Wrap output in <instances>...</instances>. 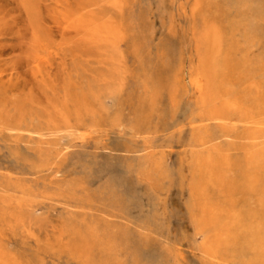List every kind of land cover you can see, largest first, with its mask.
I'll list each match as a JSON object with an SVG mask.
<instances>
[{
	"label": "rangeland",
	"instance_id": "rangeland-1",
	"mask_svg": "<svg viewBox=\"0 0 264 264\" xmlns=\"http://www.w3.org/2000/svg\"><path fill=\"white\" fill-rule=\"evenodd\" d=\"M113 2L0 0V264H254L247 226L264 225V175L254 171L262 178L253 191L242 169L255 125L192 128L190 119L201 114L194 86L201 74L220 90L217 109L242 100L241 108L264 113V0ZM90 16L115 22V44L87 41L88 31L73 27ZM112 56L122 73L114 89H100ZM59 110L70 117L67 128L32 130L33 117ZM206 157L211 170L202 167ZM205 198L233 206L245 226L217 255L204 252Z\"/></svg>",
	"mask_w": 264,
	"mask_h": 264
},
{
	"label": "bare ground",
	"instance_id": "bare-ground-1",
	"mask_svg": "<svg viewBox=\"0 0 264 264\" xmlns=\"http://www.w3.org/2000/svg\"><path fill=\"white\" fill-rule=\"evenodd\" d=\"M23 1H26L27 2V0H23ZM113 5L114 6H119V5H121V0H114V2H113ZM27 8V7H26ZM203 8H204V6H203ZM251 12V11H250ZM206 13V12H205ZM205 13H204V15H205ZM257 14V13H256ZM243 17H245V16H243ZM209 18V17H208ZM196 21V20H195ZM205 21V20H204ZM207 21V20H206ZM79 27H78V26ZM77 25H74L73 27L77 30V29H80V28H82V27H84V29L85 30H87L88 31V34H89V36L88 37H86V40L87 41H92V43H95V44H101V43H104V42H107V43H109V44H115V42H116V40H117V38L119 37V32H118V28H117V25L115 24V22H110V23H108V22H102L100 19H98V18H95V17H93V16H90V18H86L85 20H81V22H77ZM230 25V24H229ZM67 26V25H66ZM69 27V26H68ZM198 28V27H197ZM61 29V28H60ZM199 29V28H198ZM204 29V28H203ZM65 30V29H64ZM79 31V30H78ZM208 31H210L209 29H208ZM236 31V30H235ZM66 32V31H65ZM64 32V33H65ZM203 32H205V30L203 31ZM202 32V33H203ZM207 32V31H206ZM231 32H232V30H231ZM212 33H213V31H212ZM209 34H210V32H209ZM84 35V34H83ZM87 35V34H86ZM204 35V34H203ZM211 35V34H210ZM217 36H218V34H217ZM211 38H213L214 39V37L212 36V37H210V39ZM215 38H216V35H215ZM218 38V37H217ZM232 38V37H231ZM206 39V38H205ZM251 39V38H250ZM207 40V39H206ZM218 40V39H217ZM217 40H215V41H217ZM240 40V39H239ZM198 41H199V38H198ZM211 41V40H210ZM213 41V40H212ZM211 41V42H212ZM235 42H237L236 40H234ZM234 41H232V42H234ZM202 41L200 40V43H201ZM235 42L234 43H232L233 45L235 44ZM239 42V41H238ZM204 43V42H203ZM205 43H207V41L205 42ZM204 43V44H205ZM210 43V42H209ZM240 43V42H239ZM211 44V43H210ZM215 44H216V42H215ZM224 44V43H223ZM230 44H231V41H230ZM241 44V43H240ZM233 45H231L232 46V48H233ZM238 45V44H237ZM215 46V45H214ZM230 45H229V48L231 47ZM210 47V46H209ZM205 49L207 48V45L204 47ZM227 48H228V46H227ZM194 49V48H193ZM203 49V48H202ZM212 49V48H211ZM238 49V48H237ZM255 49V48H254ZM184 50V49H183ZM204 50V49H203ZM207 50V49H206ZM212 50H214V49H212ZM231 50V49H230ZM182 51V50H181ZM195 51V50H194ZM207 51H209V49L207 50ZM217 52L218 53V50H214V52ZM232 51V50H231ZM243 51V50H242ZM206 52V51H205ZM213 52V53H214ZM238 52L240 53V51L238 50ZM243 52H246V50L245 51H243ZM242 52V53H243ZM248 52V51H247ZM191 53V52H190ZM206 53H208V52H206ZM210 53V52H209ZM212 53V54H213ZM232 53H234L233 51H232ZM235 53H236V48H235ZM241 54V53H240ZM244 54V53H243ZM240 55L241 56V58H242V56H246V55ZM246 54V53H245ZM248 54V53H247ZM197 55V54H196ZM215 55V57H216V55L217 54H213L212 56H211V59H214L213 58V56ZM183 56V55H182ZM209 56V55H208ZM234 56V55H233ZM237 56V55H236ZM109 57H110V55H109ZM219 57H220V55H219ZM238 57V56H237ZM236 57V58H237ZM247 57V56H246ZM251 57V56H250ZM116 58L117 57H114V56H112L109 60L110 61H107V60H104L105 61V65H104V70H105V73H104V75L106 76L105 77V79H104V83H103V85H104V87H101L100 89H103V88H105V89H114L113 88V86H112V84L115 82L114 81V76L115 75H118V74H121L122 73V71H121V67L119 66V62L118 61H116ZM192 58H193V56H192ZM221 58V57H220ZM232 58V57H231ZM236 58H234L235 59V61H237L238 59H236ZM256 58V57H255ZM211 59H209V60H211ZM205 60V59H204ZM231 60V59H230ZM241 60V59H240ZM252 60V59H251ZM232 61V60H231ZM234 61V62H235ZM253 61H256V60H253ZM252 61V62H253ZM211 62H212V60H211ZM233 62V63H234ZM238 62V61H237ZM207 63V62H206ZM232 63V62H231ZM240 63V62H239ZM238 63V64H239ZM216 65V64H215ZM246 65V64H245ZM244 65V66H245ZM253 65V64H252ZM259 65V64H258ZM241 66V65H240ZM243 67V66H242ZM242 67H241V69H242ZM249 68H250V66H249ZM216 69V68H215ZM240 69V68H239ZM238 69V70H239ZM203 70V69H202ZM236 70V69H235ZM220 71V70H219ZM243 71V70H242ZM248 71V70H247ZM247 71H245V72H247ZM253 71H255V70H253ZM244 72V71H243ZM249 73H251V71H248ZM256 72V71H255ZM255 72H254V74H255ZM141 73V72H140ZM145 73H147V72H145ZM239 73V72H238ZM248 73V74H249ZM258 73V72H257ZM183 74V73H182ZM199 74V73H198ZM235 74V73H234ZM241 74V73H240ZM243 75H244V73H242ZM252 74V73H251ZM147 75V74H146ZM176 75H177V73H176ZM179 75V74H178ZM195 75V74H194ZM222 75V74H221ZM113 77V78H110V77ZM216 76V75H215ZM255 76V75H254ZM217 77V76H216ZM239 77V76H238ZM244 77V76H243ZM108 78L110 79V80H108ZM178 78V77H177ZM193 78V77H192ZM212 78H214L213 76H212ZM211 78V79H212ZM218 78V77H217ZM132 79H134V78H132ZM136 79V78H135ZM180 79V78H179ZM191 79V78H190ZM248 79V78H247ZM253 79V78H252ZM181 80V79H180ZM192 80V79H191ZM215 80V79H214ZM222 80V79H221ZM95 81V80H94ZM224 81V80H223ZM244 81V80H243ZM225 82V81H224ZM246 82H247V80H246ZM256 82V81H255ZM95 83H96V81H95ZM145 83V82H144ZM249 83V82H248ZM177 84V83H176ZM218 84H220V83H218ZM243 84V83H242ZM147 85V84H146ZM149 85V84H148ZM241 85V84H240ZM246 85V84H245ZM248 85V84H247ZM247 85H246V88H248L247 87ZM255 85H256V83H255ZM194 86H195V90H197L198 91V100H199V105L198 106H201V109H200V111H201V114L198 116V117H196V118H193V119H190V122H191V124H193L192 125V128H198V127H206V126H209L210 125V122H222V123H226V122H234L235 124H238V123H243L244 124V126H246V125H255V126H253V127H255V130L258 128V130H256L257 132H254L253 131V133H249V135H248V138H247V145H249V147L247 148V153H248V155L246 154L245 156H246V158H245V160H244V162H243V164H244V166H243V168L244 167H246V168H244V169H242L243 170V172H242V180H244V185H246V188H249L250 190H253V191H257V187H258V184L261 182V180H260V178H262V177H258V176H256L255 174H254V171L256 172V171H260V175L262 174V175H264V134L261 132V130H263L264 129V120H259L258 119V115H261V116H263L264 115V113L262 112L261 113V111H259V112H257V113H254V112H256V111H252V110H245V109H243V108H241L240 106V104H243V101L242 100H240L241 102H239L240 104H238L237 102H234V101H228V100H224V103L222 104L223 106H220V107H222L221 109L219 108V109H217L218 108V106H216V105H218L219 104V102H218V99H219V92L218 91H220V90H218V91H216V90H214V89H212V83L210 82V81H208V82H205V80H204V77H203V75L201 74V75H197L196 77H195V79H194ZM216 86V85H215ZM218 86V85H217ZM242 86V85H241ZM260 86V85H259ZM151 87V86H150ZM176 87H178V86H176ZM244 87V86H243ZM250 87V86H249ZM253 87H254V85H253ZM255 87H257V85L255 86ZM254 87V88H255ZM174 88H175V86H174ZM227 88V87H226ZM259 88V87H258ZM257 88V89H258ZM219 89V88H218ZM241 89H243L244 90V88H241ZM257 89H256V91H257ZM144 90V89H143ZM150 90V89H149ZM175 90V89H174ZM173 90V91H174ZM178 90V89H177ZM222 91V90H221ZM247 91V90H246ZM245 91V92H246ZM95 92L98 94V92H99V86L97 87V89H95ZM176 92V91H175ZM244 92V93H245ZM248 92V91H247ZM250 92H251V90H249V94H250ZM252 92H253V90H252ZM145 93V92H144ZM227 93V92H226ZM248 93H246V97H248ZM260 93V92H259ZM93 94V93H92ZM172 94V93H171ZM176 94H177V92H176ZM228 94V93H227ZM255 94V93H254ZM95 95V94H94ZM145 95V94H144ZM229 95V94H228ZM230 97H231V95H229ZM244 96V97H245ZM256 96V95H255ZM261 96V95H260ZM145 97V96H144ZM172 97V96H171ZM175 97V96H174ZM173 97V98H174ZM228 97V96H227ZM235 97V96H234ZM243 97V96H242ZM172 98V99H173ZM222 98V97H221ZM236 98V97H235ZM234 98V99H235ZM170 99V98H169ZM229 99V98H228ZM233 98H232V100H234ZM240 99V98H239ZM220 100V99H219ZM244 100V99H243ZM258 100H259V98H258ZM149 101V100H148ZM175 101H176V99H175ZM175 101H173L172 100V102H175ZM238 101V100H237ZM143 103V102H142ZM148 103H150V102H148ZM216 103H218V104H216ZM245 103H247V102H245ZM260 103V102H259ZM258 102H256V104H259ZM52 104V103H51ZM254 104V103H253ZM144 105V104H143ZM216 106V109H215V106ZM240 105V106H239ZM259 105H262V104H259ZM243 106V105H242ZM256 106V105H255ZM258 106V105H257ZM262 106H264V103H263V105ZM249 107H250V105H249ZM254 108V107H253ZM260 108H264V107H260ZM47 109V108H46ZM255 109V108H254ZM257 109V108H256ZM49 110V109H48ZM74 111H75V109H73ZM245 110V111H244ZM263 110V109H262ZM49 114V115H48ZM69 114V113H68ZM92 114H94V113H92ZM258 114V115H257ZM81 115V114H80ZM144 115V114H143ZM261 119V118H260ZM121 120V119H120ZM32 121L34 122V124L32 125V127H33V131L34 132H38V133H44V132H52V131H54V133H55V131H62V130H64V128H67V127H64V126H68V124H70V117L69 116H67V114H66V112H64V111H61V110H59V112L57 113V115L56 116H54V115H52V114H50V113H48L47 112V117L45 118V119H43V118H40V117H33V119H32ZM32 122V123H33ZM125 122V121H124ZM31 123V122H30ZM195 123H199V125H196ZM39 126V127H37V126ZM233 126H235L236 127V125H233ZM15 127V126H14ZM130 127V126H129ZM257 127V128H256ZM15 129V128H14ZM234 129V128H233ZM239 129V128H238ZM254 129V128H253ZM29 130V129H28ZM78 130V129H77ZM230 130V129H229ZM234 130H236L237 131V129L235 128ZM23 131V130H22ZM67 131V130H66ZM241 131V130H240ZM64 132V131H63ZM76 132V131H75ZM194 132V131H193ZM26 133V132H25ZM30 133V132H29ZM83 133V132H82ZM240 133V132H239ZM237 134L236 136H239L240 134ZM56 134H57V132H56ZM86 134V133H85ZM37 135V134H36ZM51 135V134H50ZM54 134H52V136H53ZM77 135V134H76ZM226 136H229L228 134H225ZM39 136V135H38ZM56 136V135H55ZM243 136V135H242ZM33 137V136H32ZM40 137V136H39ZM48 137V136H47ZM50 137V136H49ZM54 137V136H53ZM201 137V136H200ZM239 137H241V136H239ZM52 138V137H51ZM230 138V137H229ZM40 139H41V137H40ZM203 140V142H204V144H206L207 142L203 139V138H199L198 139V141L199 140ZM32 140V139H31ZM52 139H50V141H51ZM33 141V140H32ZM41 141H43V140H41ZM197 141V142H198ZM214 142V141H213ZM47 144H48V140H47V142H46ZM243 143V142H242ZM39 144V143H38ZM36 145H37V143H36ZM40 145V144H39ZM44 146V145H43ZM52 146V145H51ZM203 154V153H202ZM147 155V154H146ZM148 156V155H147ZM147 156H146V158H147ZM150 156H152V155H150ZM52 157H54V156H52ZM149 157V156H148ZM213 157V156H212ZM150 158V157H149ZM203 158H205V157H203ZM207 158V157H206ZM145 159V158H144ZM152 160V159H151ZM151 160H148V162L149 161H151ZM193 160V159H192ZM211 160H213V159H211L210 157L209 158H207L206 159V161H205V164H203L202 165V167L203 166H205V167H207L209 170H211L210 168H209V164H212V162L213 161H211ZM228 160V159H227ZM129 162V161H128ZM128 162H127V164H128ZM155 162V161H154ZM130 163V162H129ZM156 163V162H155ZM197 163V162H196ZM195 163V164H196ZM131 164V163H130ZM133 164V163H132ZM193 164V163H192ZM222 164V163H221ZM220 164V165H221ZM153 165V164H152ZM151 165V166H152ZM162 165V164H161ZM213 165V164H212ZM222 165H224V168L226 169L227 167L225 166V164H222ZM246 165V166H245ZM149 166V165H148ZM196 166H198V165H196ZM134 167V166H133ZM150 167V166H149ZM164 168L166 167L167 168V166H163ZM199 167V166H198ZM155 168V167H154ZM157 168V167H156ZM155 168V169H156ZM196 168V167H195ZM228 168H229V166H228ZM149 169V168H148ZM151 169V168H150ZM158 169V168H157ZM213 169V171H214V168H212ZM217 169V168H216ZM220 169H223L222 167L220 168ZM220 169H219V167H218V171L220 172ZM236 169V168H235ZM154 170V169H153ZM199 170H200V168H199ZM207 171L208 172V175H209V172L210 171ZM230 170V169H229ZM143 171V170H142ZM145 171V170H144ZM144 171L142 172V173H144ZM147 171V170H146ZM155 171V170H154ZM192 171H197V170H192ZM216 171V170H215ZM228 171V170H227ZM226 171V172H227ZM159 172L160 171H158V174H159ZM217 172V171H216ZM222 172V171H221ZM140 173V172H139ZM148 173V172H147ZM194 173V172H193ZM200 172H197L196 174L198 175ZM211 173V172H210ZM60 174V173H59ZM195 174V173H194ZM193 174V175H194ZM202 174V173H201ZM203 174H204V171H203ZM202 174V175H203ZM231 174V173H230ZM236 174H237V172H236ZM152 175H154V174H152ZM161 174H159L158 176H160ZM196 175V176H197ZM205 175V174H204ZM215 178H219L218 176H219V174H216L215 173ZM221 175V174H220ZM233 175V174H232ZM222 176V175H221ZM157 177V176H156ZM198 177V176H197ZM223 177V176H222ZM235 177V176H234ZM162 178V177H161ZM165 178V177H164ZM192 178H195V177H192ZM200 178H202L201 176L199 177V179ZM205 178V177H204ZM203 178V179H204ZM214 178V179H215ZM226 178V177H225ZM157 179V178H156ZM163 179V178H162ZM162 179H161V181H162ZM239 179V178H238ZM240 179H241V177H240ZM158 180V179H157ZM207 180V179H206ZM208 180L211 182V183H213V182H215L214 180H213V175L212 176H210L209 175V178H208ZM215 180H217V179H215ZM226 180L227 179H225V182H226ZM229 180V179H228ZM235 180H236V178H235ZM193 181H194V179H193ZM231 181V180H230ZM230 181H229V183H230ZM240 181V180H239ZM239 181H238V185H239ZM191 182V181H190ZM195 182H196V180H195ZM201 182V181H200ZM204 182V181H203ZM236 182V181H235ZM194 183V182H193ZM197 183L199 184V181L198 182H196V184L194 185V186H196L197 185ZM209 183V182H208ZM228 183V182H227ZM158 184V183H157ZM8 185V184H7ZM10 185V184H9ZM8 185V186H9ZM18 184H16V186H17ZM206 185V184H205ZM213 185H214V183H213ZM212 185V186H213ZM217 185V184H216ZM221 185H222V183H221ZM221 185H220V187H221ZM1 186H3V185H1ZM11 186V185H10ZM9 186V187H10ZM19 186V185H18ZM55 186H56V184H55ZM156 186V185H155ZM158 186V185H157ZM208 186H210V185H208ZM223 187H224V185H222ZM230 186H232V185H230ZM229 186V187H230ZM7 187V186H6ZM160 187V186H159ZM191 187V186H190ZM197 187V186H196ZM211 187V186H210ZM214 187V186H213ZM213 187H211L212 189H214ZM241 187V189H242V186H240ZM13 188V187H12ZM15 188V187H14ZM33 188V187H32ZM32 188H31V190H32ZM227 188V187H226ZM234 188H235V184H234ZM233 188V189H234ZM8 189V188H7ZM47 189V188H46ZM223 189H225V188H223ZM223 189H222V191H223ZM261 189V188H260ZM13 190H16V189H13ZM48 190V189H47ZM210 190V189H209ZM259 190V189H258ZM262 190V189H261ZM11 191V190H10ZM17 191H19L18 190V188H17ZM37 191V190H36ZM157 191V190H156ZM215 191V190H214ZM220 191V190H219ZM226 191V190H225ZM228 191V190H227ZM240 191V190H239ZM243 191V190H242ZM263 191V190H262ZM22 192V191H21ZM33 192H35V191H33ZM32 192V193H33ZM38 192V191H37ZM39 192H40V190H39ZM42 192H43V190H42ZM59 192V191H58ZM205 192V191H204ZM261 192V191H260ZM31 193V195H33ZM36 193V192H35ZM45 193V192H44ZM60 193H61V191H60ZM202 193V192H201ZM211 193H213V192H211ZM214 193H216V192H214ZM223 193V192H222ZM225 193V192H224ZM30 194V193H29ZM42 194V193H41ZM203 194V193H202ZM210 194V193H209ZM235 194V193H234ZM247 194V193H246ZM250 194V193H249ZM21 195H23V192H22V194ZM30 195V196H31ZM43 195V194H42ZM228 195V194H227ZM230 195H232V194H230ZM248 195V194H247ZM253 195V194H252ZM251 195V196H252ZM262 195V194H261ZM29 196V197H30ZM197 196H199L198 194H197ZM204 196V195H203ZM243 196H245V197H247L246 195H243ZM242 196V197H243ZM251 196L249 195V197L251 198ZM254 196V195H253ZM252 196V198H254ZM28 197V196H27ZM207 197H209V196H207ZM213 197V196H212ZM216 197H217V195H216ZM23 198V197H22ZM46 199H48V200H54V198L52 197V196H47V197H45ZM223 198V197H222ZM227 198H228V196H227ZM248 198V197H247ZM256 198H260V197H256ZM206 199V202H204V204H203V215H204V218H205V224L203 225L205 228L204 229H206L205 231H207V234H206V242H205V249H204V252L206 253V254H212V255H217V253H218V250L223 246H231L232 244H236L237 243V240H239L237 237H239L238 236V233H237V230L238 229H240V228H245V226H244V224L241 222V220L239 219H237L236 218V216H234V215H236L233 211L234 210H232L230 207H233V206H230L229 208H228V206L226 207V208H219V207H214V206H212V205H210L209 204V202H207V198H205ZM237 199V198H236ZM261 199V198H260ZM218 200H219V197H218V199L216 200L217 201V203H218ZM221 200V199H220ZM224 200V199H223ZM223 200H222V202H223ZM226 200V199H225ZM240 200V199H239ZM246 200V199H245ZM248 200H249V198H248ZM231 201V200H230ZM242 201V200H241ZM254 201V200H253ZM197 203H198V201H196ZM220 202V201H219ZM229 202V201H228ZM258 202V201H257ZM225 203H227L226 201H225ZM236 204H237V202H235ZM259 204H260V202H258ZM199 204V203H198ZM214 204V203H213ZM231 204V203H230ZM232 204H233V201H232ZM195 205V204H194ZM238 205H239V203H238ZM237 205V206H238ZM254 205H255V203H254ZM253 205V206H254ZM196 206V205H195ZM242 206H244V205H242ZM256 206V205H255ZM223 207H225V205L223 206ZM234 207H236V206H234ZM250 207H252V206H250ZM257 207H258V204H257ZM259 207H262V206H259ZM192 208H195V207H192ZM197 208V207H196ZM256 208V207H255ZM198 209V208H197ZM223 209V212H225L224 214H225V217L223 218V219H219V218H217V215H219V212L221 211ZM225 209H227V210H225ZM234 209V208H233ZM240 209V208H239ZM35 210V209H34ZM195 210V209H194ZM236 210V209H235ZM260 210H264V208L263 209H260ZM260 210H259V212H260ZM253 211H255V210H253ZM256 211H258V209L256 208ZM222 212V213H223ZM247 212V211H246ZM264 213V212H263ZM224 214H222L223 216H224ZM243 214H244V212H243ZM254 214H255V212H254ZM199 215V214H198ZM221 215V214H220ZM240 215V214H239ZM257 215V214H256ZM194 216H196V215H194ZM193 216V217H194ZM254 216V215H253ZM246 217V215L244 216V218ZM258 217V216H257ZM259 217H261V215L259 214ZM196 218V217H195ZM249 218H250V216H249ZM243 219V218H242ZM197 220V219H196ZM259 220V219H258ZM198 221V220H197ZM200 221V220H199ZM198 221V222H199ZM198 222H196V223H198ZM246 222V221H245ZM259 222V221H258ZM247 223V222H246ZM264 223V222H263ZM114 225H115V223H114ZM118 227H120V226H118ZM199 227V226H198ZM124 229V228H123ZM247 229H252L251 231H253V233H251L250 234V236H249V238H248V240H247V245H248V247H247V250L248 249H250L251 251H252V253H253V258H252V263H254V264H264V233L262 232V230L264 229V225L262 224V223H257V224H255L254 226L253 225H248L247 226ZM239 231V230H238ZM250 231V232H251ZM256 231V232H255ZM240 232V231H239ZM203 234H205L204 232H203ZM118 235V234H117ZM92 236H93V234H92ZM91 236V237H92ZM95 237V236H94ZM204 237H205V235H204ZM229 238H232V241H230L229 240ZM98 239V238H97ZM91 240V239H90ZM94 241H96V240H94ZM102 242V241H101ZM100 242V243H101ZM233 242H235V243H233ZM94 243V242H93ZM98 243V242H97ZM243 244V243H242ZM241 244V245H242ZM100 245V244H99ZM238 245V244H237ZM121 247V246H120ZM120 247H119V249H120ZM234 247V246H233ZM122 248V247H121ZM226 249V248H225ZM92 250H94V249H92ZM99 250V249H98ZM230 250H232V249H230ZM238 250V249H237ZM100 251V250H99ZM103 251L105 252V249H103ZM108 251H110V250H108ZM122 251V250H121ZM120 251V252H121ZM129 251V250H128ZM234 251V250H233ZM94 252V251H93ZM92 252V253H93ZM103 252V253H104ZM111 252V251H110ZM123 252V251H122ZM124 252H126V251H124ZM237 252V251H236ZM106 253V252H105ZM115 253V252H114ZM128 253V252H127ZM234 253V252H233ZM241 253H243V252H241ZM117 254V253H116ZM119 254V253H118ZM125 254V253H124ZM237 254V253H236ZM79 255V254H78ZM101 256V255H100ZM103 256V255H102ZM124 256H126V254L124 255ZM236 256V255H235ZM247 256V255H246ZM117 257V256H116ZM221 257V256H220ZM105 258V257H104ZM123 258V257H122ZM168 258V257H167ZM211 258V257H210ZM213 258V257H212ZM217 258V257H216ZM225 257H223V259H224ZM243 258V257H242ZM246 258V257H245ZM79 259V258H78ZM85 259V258H84ZM106 259V258H105ZM123 259H125V258H123ZM122 259V260H123ZM221 259V258H220ZM238 259V258H237ZM95 260V259H94ZM109 260H111V259H109ZM227 261H228V259H226ZM230 260V259H229ZM246 260V259H245ZM84 261V260H83ZM119 261V260H118ZM216 261H217V259H216ZM232 261V260H231ZM231 261H229V262H231ZM250 261V260H249ZM85 262V261H84ZM83 262V263H84ZM113 262V261H112ZM122 262V261H121ZM120 262V263H121ZM133 262H136V259H135V261H133ZM133 262H132V264H133ZM222 262V261H221ZM221 262L219 261V263L221 264ZM233 262V261H232ZM138 263V262H137ZM177 263V262H176ZM236 263V262H235ZM89 264V263H88ZM123 264H125V262L123 263Z\"/></svg>",
	"mask_w": 264,
	"mask_h": 264
}]
</instances>
